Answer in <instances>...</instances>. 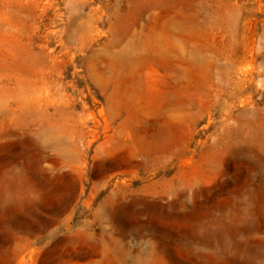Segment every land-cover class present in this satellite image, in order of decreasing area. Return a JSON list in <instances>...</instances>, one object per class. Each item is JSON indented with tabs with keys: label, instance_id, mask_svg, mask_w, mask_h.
<instances>
[{
	"label": "rangeland",
	"instance_id": "374dc122",
	"mask_svg": "<svg viewBox=\"0 0 264 264\" xmlns=\"http://www.w3.org/2000/svg\"><path fill=\"white\" fill-rule=\"evenodd\" d=\"M0 264H264V0H0Z\"/></svg>",
	"mask_w": 264,
	"mask_h": 264
}]
</instances>
